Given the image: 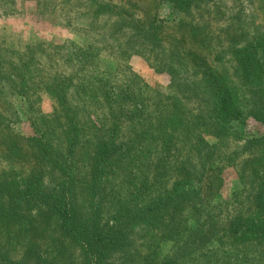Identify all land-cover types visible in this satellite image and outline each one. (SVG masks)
<instances>
[{"label":"trees","instance_id":"trees-1","mask_svg":"<svg viewBox=\"0 0 264 264\" xmlns=\"http://www.w3.org/2000/svg\"><path fill=\"white\" fill-rule=\"evenodd\" d=\"M77 1L92 29L68 51L80 58L77 70L41 81L53 107L30 121L29 135L14 129L22 118L11 96L28 99L36 57L66 46L0 47V264H67L73 252L77 264H260L264 30H216L211 10L224 13L215 0ZM2 2L4 14L17 13L15 0ZM166 3L177 18L165 22L158 11ZM93 29L107 55L141 57L168 76L167 87L110 92V79L90 78L105 120L86 114L76 77L100 53ZM138 78L132 73L134 87ZM249 121L257 134H245ZM128 167L140 168L131 199L112 184ZM136 231L151 235L137 243Z\"/></svg>","mask_w":264,"mask_h":264},{"label":"rangeland","instance_id":"rangeland-1","mask_svg":"<svg viewBox=\"0 0 264 264\" xmlns=\"http://www.w3.org/2000/svg\"><path fill=\"white\" fill-rule=\"evenodd\" d=\"M45 2L48 6L42 4L35 5L33 0H15L16 8L18 9L15 14H4V4L0 5V47L23 50L27 44H36L42 42H55L54 44L64 45L65 49L61 50H46V54L37 56V74L35 79L32 80L31 91L33 94L28 99L22 100L17 95L11 96L16 109L21 113L22 121L15 124V130L21 134L29 135L32 133L30 121L34 117H39L41 114H48L52 111L53 101L41 90L43 80H47L54 71L74 73L78 68V56L69 55L68 51L74 46H84L89 37L88 30L92 29V16L87 12V6L83 1L77 0H39ZM216 6L224 13L221 16H214L211 10L214 25L217 30L227 23H230V29L237 35H244L250 37L252 33L258 28L264 30V0H215ZM213 9V6H212ZM158 17L163 21L177 18L171 8L166 3L162 5L158 11ZM94 27V26H93ZM93 34L96 40L97 47L100 53L95 62L88 63L79 71L76 77L77 81L82 83L79 87L84 98L82 104L85 105V113L93 112V116L97 121H102L104 112L99 103H94L91 98V90H93V83L96 77L110 79L108 89L119 90L117 87L129 86L136 92L149 93L148 88L160 86L166 88L169 83L167 75L158 74L154 72L146 62L138 56L126 58L122 57L113 58L104 52V44L101 42L100 31L93 29ZM115 46V45H113ZM1 54V52H0ZM48 54V55H47ZM116 57V56H114ZM124 57V58H123ZM136 74L139 78L138 85L134 87L132 84L131 75ZM107 88V87H106ZM122 89V88H121ZM38 100L36 101V99ZM81 100V98H80ZM34 104L33 110H29V105ZM33 107V106H32ZM40 111V112H39ZM245 134L252 135L258 133V126L251 121L244 125ZM55 135L59 133L57 126L53 129ZM185 155L182 148L176 151V156ZM183 157V156H182ZM142 158V157H141ZM131 167V166H130ZM121 170V174L116 180L112 182L115 193L126 191L127 199L134 198L135 192L140 185V168L132 170ZM227 183L229 186L233 185L236 179V174L233 169L226 170ZM134 195V196H133ZM151 234L145 235L144 232L136 231L135 237L137 243L146 240ZM169 241L161 243L160 254H166L171 248ZM142 248V247H141ZM264 255V254H263ZM78 254L73 252L70 261L67 264H77ZM248 264V263H247ZM253 264V263H250ZM260 264H264V257Z\"/></svg>","mask_w":264,"mask_h":264}]
</instances>
